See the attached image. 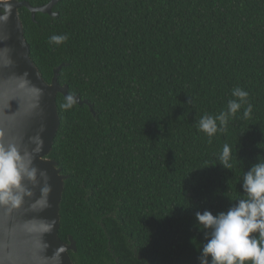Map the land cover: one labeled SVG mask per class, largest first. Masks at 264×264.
Segmentation results:
<instances>
[{"label": "trees", "instance_id": "16d2710c", "mask_svg": "<svg viewBox=\"0 0 264 264\" xmlns=\"http://www.w3.org/2000/svg\"><path fill=\"white\" fill-rule=\"evenodd\" d=\"M53 11L33 21L19 10L30 57L48 84L63 66L59 84L95 112L57 96L49 158L69 177L59 237L76 242L72 262L198 264L195 212L246 198L244 173L264 161V0H61ZM236 87L252 112L209 141L198 121L225 111Z\"/></svg>", "mask_w": 264, "mask_h": 264}, {"label": "water", "instance_id": "95a60500", "mask_svg": "<svg viewBox=\"0 0 264 264\" xmlns=\"http://www.w3.org/2000/svg\"><path fill=\"white\" fill-rule=\"evenodd\" d=\"M60 2L33 7L28 2L0 0V14L10 12L7 22L0 23V132L4 134L0 142L15 144L22 156L30 154L31 167L37 169L35 181H22L31 195H25L18 208L0 206V264H74L69 253L77 251L73 238L65 243L59 237L69 177L49 158L60 128L57 96L70 95L69 88L59 84L63 66L54 71L50 84L45 81L30 57L19 14L26 8L33 21L38 13L57 17L53 10ZM75 97L79 106L87 105L95 115L88 100Z\"/></svg>", "mask_w": 264, "mask_h": 264}, {"label": "clouds", "instance_id": "9594fccd", "mask_svg": "<svg viewBox=\"0 0 264 264\" xmlns=\"http://www.w3.org/2000/svg\"><path fill=\"white\" fill-rule=\"evenodd\" d=\"M9 14L8 11L0 14V23H6ZM67 40V35H52L49 43L60 46ZM231 95L233 98L228 100L225 111L215 116L205 114L198 121L199 131L209 141L218 132L224 131L229 120L242 108L245 118L252 112L247 91L236 87ZM76 103V97L68 95L62 107L68 110ZM3 135L0 132V138ZM232 159L231 147L224 144L218 165L229 170L233 166ZM31 163L30 154L22 156L15 144L6 146L0 142V206L18 208L24 196L31 195L22 187L24 179L36 180L37 169L31 167ZM241 187L246 198L238 199L226 211L215 214L209 210L195 212L197 230H205L207 239L197 256L198 264H264V161L258 158V162L249 167L244 173ZM42 192L47 193L48 188L42 189Z\"/></svg>", "mask_w": 264, "mask_h": 264}]
</instances>
